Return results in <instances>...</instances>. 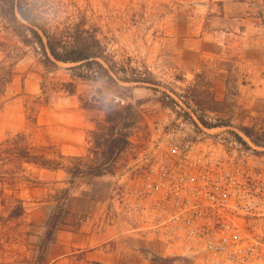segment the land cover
<instances>
[{
    "label": "rangeland",
    "instance_id": "rangeland-1",
    "mask_svg": "<svg viewBox=\"0 0 264 264\" xmlns=\"http://www.w3.org/2000/svg\"><path fill=\"white\" fill-rule=\"evenodd\" d=\"M33 2L54 29L85 20L107 47L118 84L94 80L88 67L47 66L0 6V65L13 73L0 99V143L24 132L30 144L64 156L61 171L0 170V264H50L62 232L86 237L120 264H191L130 218L114 195L153 137L169 131H224L264 147V0ZM116 138L127 145L109 159ZM99 166L102 177L92 174ZM19 202L25 214L13 218ZM84 255L60 264H87Z\"/></svg>",
    "mask_w": 264,
    "mask_h": 264
},
{
    "label": "built area",
    "instance_id": "built-area-1",
    "mask_svg": "<svg viewBox=\"0 0 264 264\" xmlns=\"http://www.w3.org/2000/svg\"><path fill=\"white\" fill-rule=\"evenodd\" d=\"M240 138L153 137L114 201L191 264H264V147Z\"/></svg>",
    "mask_w": 264,
    "mask_h": 264
},
{
    "label": "trees",
    "instance_id": "trees-1",
    "mask_svg": "<svg viewBox=\"0 0 264 264\" xmlns=\"http://www.w3.org/2000/svg\"><path fill=\"white\" fill-rule=\"evenodd\" d=\"M3 16L17 26L18 35L26 45H35L44 57L47 66L57 64L75 65L71 70L78 72L84 68H91L94 80H106L109 83L118 84L114 75H117L107 61V47L93 29H87L85 20L82 23L68 27L60 31L54 29L39 11L33 0H0ZM94 67V68H92ZM82 73L76 75L83 77ZM124 83H145L143 81L120 79ZM12 69L3 64L0 65V99L6 94L7 88L12 84ZM203 124V123H202ZM35 128L38 127L37 120L33 121ZM247 137L249 131H243ZM30 135L24 132L0 143V170L6 166H13L14 171H22L24 165L36 167L47 171H59L64 165L59 161L64 156L57 151L56 147L39 148L29 142ZM125 141L116 138L111 142L107 155L109 159L114 158L125 149ZM54 148V150H53ZM80 162V159L77 160ZM76 171L79 170L77 167ZM92 174L104 176L103 166L97 167ZM5 177H0V182H5ZM20 203V202H19ZM25 214V208L20 205L12 212L13 218H21ZM52 231L49 232V235ZM89 264H101L92 262Z\"/></svg>",
    "mask_w": 264,
    "mask_h": 264
},
{
    "label": "crops",
    "instance_id": "crops-1",
    "mask_svg": "<svg viewBox=\"0 0 264 264\" xmlns=\"http://www.w3.org/2000/svg\"><path fill=\"white\" fill-rule=\"evenodd\" d=\"M39 124V123H38ZM47 171V170H44ZM61 171V170H59ZM56 172V171H55ZM60 250L58 254L56 251ZM50 257L52 259L50 264H60L64 259L72 256L76 253L85 254V260L87 264L96 262L101 264H120V262L114 261L112 257L105 254L102 250H97L96 247L92 249L89 247L88 240L86 237H81L80 235L72 236V234H66L62 232L60 240L57 243L53 242L50 246ZM122 264H186L181 261H151V260H134L126 261Z\"/></svg>",
    "mask_w": 264,
    "mask_h": 264
}]
</instances>
